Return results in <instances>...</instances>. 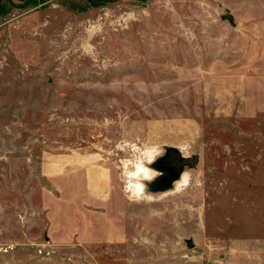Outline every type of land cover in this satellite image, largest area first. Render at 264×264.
I'll list each match as a JSON object with an SVG mask.
<instances>
[{
  "label": "rangeland",
  "instance_id": "obj_1",
  "mask_svg": "<svg viewBox=\"0 0 264 264\" xmlns=\"http://www.w3.org/2000/svg\"><path fill=\"white\" fill-rule=\"evenodd\" d=\"M0 264H264V0H0Z\"/></svg>",
  "mask_w": 264,
  "mask_h": 264
},
{
  "label": "clouds",
  "instance_id": "obj_2",
  "mask_svg": "<svg viewBox=\"0 0 264 264\" xmlns=\"http://www.w3.org/2000/svg\"><path fill=\"white\" fill-rule=\"evenodd\" d=\"M164 151V145L149 144L138 152L127 173V179L131 182L128 187L132 189L133 195L150 192L149 182L161 174L159 170L151 167V165L159 156L163 155Z\"/></svg>",
  "mask_w": 264,
  "mask_h": 264
},
{
  "label": "flooded vegetation",
  "instance_id": "obj_3",
  "mask_svg": "<svg viewBox=\"0 0 264 264\" xmlns=\"http://www.w3.org/2000/svg\"><path fill=\"white\" fill-rule=\"evenodd\" d=\"M182 158L175 151L167 152L162 158L158 159V163L155 166L156 168L162 171V176L158 181L157 187L159 189L166 188L172 181L178 176L180 170L184 166L180 165Z\"/></svg>",
  "mask_w": 264,
  "mask_h": 264
},
{
  "label": "water",
  "instance_id": "obj_4",
  "mask_svg": "<svg viewBox=\"0 0 264 264\" xmlns=\"http://www.w3.org/2000/svg\"><path fill=\"white\" fill-rule=\"evenodd\" d=\"M198 162V155H193L192 158H182V162L180 165H188L190 167H193ZM189 245L191 246V242H189Z\"/></svg>",
  "mask_w": 264,
  "mask_h": 264
},
{
  "label": "trees",
  "instance_id": "obj_5",
  "mask_svg": "<svg viewBox=\"0 0 264 264\" xmlns=\"http://www.w3.org/2000/svg\"><path fill=\"white\" fill-rule=\"evenodd\" d=\"M103 1V0H102Z\"/></svg>",
  "mask_w": 264,
  "mask_h": 264
}]
</instances>
